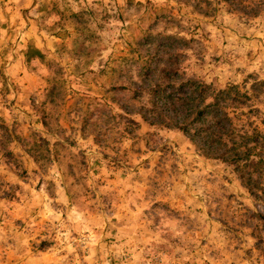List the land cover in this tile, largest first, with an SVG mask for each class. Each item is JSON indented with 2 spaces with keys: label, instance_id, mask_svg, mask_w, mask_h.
I'll return each mask as SVG.
<instances>
[{
  "label": "rangeland",
  "instance_id": "1",
  "mask_svg": "<svg viewBox=\"0 0 264 264\" xmlns=\"http://www.w3.org/2000/svg\"><path fill=\"white\" fill-rule=\"evenodd\" d=\"M186 80L264 114V0H0V264H264L234 166L139 115Z\"/></svg>",
  "mask_w": 264,
  "mask_h": 264
},
{
  "label": "trees",
  "instance_id": "2",
  "mask_svg": "<svg viewBox=\"0 0 264 264\" xmlns=\"http://www.w3.org/2000/svg\"><path fill=\"white\" fill-rule=\"evenodd\" d=\"M263 85L254 82L251 91H260ZM147 94V104L139 112L142 119L175 128L211 158L234 166L247 194L264 202V135L253 126L257 122L264 125V114L252 104L246 106L247 112L234 117L227 112L228 104L241 107L255 96L239 94L235 87L215 90L194 80L151 86ZM196 98L198 106L193 104ZM233 120L242 124L235 125ZM253 217L263 219L258 213Z\"/></svg>",
  "mask_w": 264,
  "mask_h": 264
}]
</instances>
